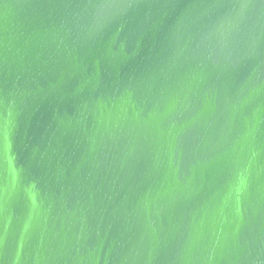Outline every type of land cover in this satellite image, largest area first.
Wrapping results in <instances>:
<instances>
[{"label":"water","instance_id":"95a60500","mask_svg":"<svg viewBox=\"0 0 264 264\" xmlns=\"http://www.w3.org/2000/svg\"><path fill=\"white\" fill-rule=\"evenodd\" d=\"M0 264H264V0H0Z\"/></svg>","mask_w":264,"mask_h":264}]
</instances>
